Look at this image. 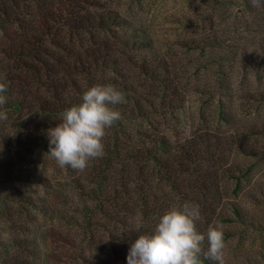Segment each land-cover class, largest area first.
Wrapping results in <instances>:
<instances>
[{
	"label": "trees",
	"instance_id": "16d2710c",
	"mask_svg": "<svg viewBox=\"0 0 264 264\" xmlns=\"http://www.w3.org/2000/svg\"><path fill=\"white\" fill-rule=\"evenodd\" d=\"M146 1L0 0V137L11 129L6 174L30 254L12 264H127L131 243L185 202L205 236L216 223L261 228L249 215L264 204V7L187 0L161 23ZM97 85L123 94L105 155L60 167L47 132Z\"/></svg>",
	"mask_w": 264,
	"mask_h": 264
},
{
	"label": "clouds",
	"instance_id": "9594fccd",
	"mask_svg": "<svg viewBox=\"0 0 264 264\" xmlns=\"http://www.w3.org/2000/svg\"><path fill=\"white\" fill-rule=\"evenodd\" d=\"M254 8L264 7V0H250ZM8 86L0 82V121H7L4 106ZM123 102V94L114 86H93L83 93L78 105L66 109L60 123L50 128L48 155L60 167L84 171L90 162L105 155L103 139L106 130L121 119L115 105ZM201 219L198 205L185 202L159 217L151 234L139 235L131 243L127 264H202L201 255L215 264H225L226 242L223 225L210 226L206 236L197 231ZM207 241L205 251L202 245Z\"/></svg>",
	"mask_w": 264,
	"mask_h": 264
},
{
	"label": "rangeland",
	"instance_id": "374dc122",
	"mask_svg": "<svg viewBox=\"0 0 264 264\" xmlns=\"http://www.w3.org/2000/svg\"><path fill=\"white\" fill-rule=\"evenodd\" d=\"M186 4L187 0H149L144 3L145 9H148L149 19L161 23L168 15L175 14ZM171 26L169 28L172 31L175 25ZM173 34L180 35L178 27H176V33ZM198 107L197 101H190L185 115L188 116L197 111ZM185 118L183 116V120ZM6 129V139L2 140L0 137V264H12L10 262L11 255L20 256L24 261L30 257L27 252L28 247L23 242L28 238V226L25 223L26 216L23 214L22 200L19 199V194L15 193L17 182L14 181L13 176L6 174V171L10 169V166L8 168L9 158L6 154L14 153L11 144L12 132L9 127ZM254 181L252 180L251 183L253 184ZM262 183L264 184V178ZM21 195L23 197L25 193ZM242 202L248 203V199L244 198ZM252 214L257 217L261 228H249L239 224L223 227L226 242L224 254L228 253L231 262L229 264H264V204L254 207L249 216ZM35 239H37V235H35ZM23 243L24 245H22ZM15 247L21 249V252L12 253L16 249ZM33 263L37 264L36 261Z\"/></svg>",
	"mask_w": 264,
	"mask_h": 264
}]
</instances>
